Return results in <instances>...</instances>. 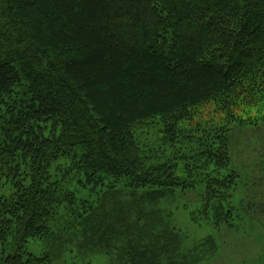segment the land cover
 Masks as SVG:
<instances>
[{
    "label": "trees",
    "instance_id": "1",
    "mask_svg": "<svg viewBox=\"0 0 264 264\" xmlns=\"http://www.w3.org/2000/svg\"><path fill=\"white\" fill-rule=\"evenodd\" d=\"M208 106L221 122L188 133ZM259 114L264 0H0V264H182L161 203L203 188L231 225V127ZM154 131L159 149L139 140Z\"/></svg>",
    "mask_w": 264,
    "mask_h": 264
},
{
    "label": "rangeland",
    "instance_id": "2",
    "mask_svg": "<svg viewBox=\"0 0 264 264\" xmlns=\"http://www.w3.org/2000/svg\"><path fill=\"white\" fill-rule=\"evenodd\" d=\"M217 116L220 121V115H215L211 106L200 108L194 121L184 125V128L191 133L197 123H205ZM258 119L257 125L247 124V121L245 127H231L235 139L234 156L229 169H234L242 175V186L239 189L241 196H235L234 205L237 211L229 220L231 225L221 221L212 212H205L203 188L177 193L161 203L160 208L171 215V226L176 228L183 238V251L187 259H181L182 264L187 261V264H264V172L261 171V165L264 163V115L259 114ZM153 133L156 136H152L149 141L145 138L139 140L145 146L159 149L161 138L157 131ZM181 152L183 148L178 144L176 148L164 154L178 158ZM178 174L183 176L182 172ZM255 181L257 185L254 184ZM68 188L76 191L80 200L86 199L91 203L98 201V195L90 191L92 187L83 188L77 184L76 178L69 182ZM210 237L214 238L216 246L212 250H209L210 245L207 246L204 242ZM28 249L38 256L43 255L47 251V244L41 240L33 241L28 245ZM81 258L75 255L70 263L66 264H109L103 255Z\"/></svg>",
    "mask_w": 264,
    "mask_h": 264
}]
</instances>
